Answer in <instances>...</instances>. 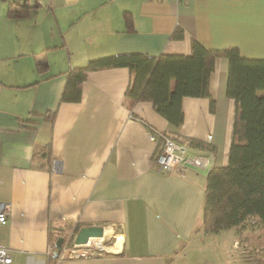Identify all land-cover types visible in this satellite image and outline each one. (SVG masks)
I'll return each mask as SVG.
<instances>
[{"label":"crops","instance_id":"crops-1","mask_svg":"<svg viewBox=\"0 0 264 264\" xmlns=\"http://www.w3.org/2000/svg\"><path fill=\"white\" fill-rule=\"evenodd\" d=\"M11 1L0 0V201L10 204L0 243L13 264H50L58 236L86 225L104 227V249H62L54 264H183L202 232L206 175L229 157L228 59L211 75L214 110L208 98L184 97L179 127L151 101L127 106V67L88 71L79 101L61 100L67 73L112 54H191L195 41L264 58V0H17L29 5L20 17L9 16ZM151 128L200 142L189 145L211 167L161 171ZM49 143L52 161L40 167Z\"/></svg>","mask_w":264,"mask_h":264},{"label":"trees","instance_id":"trees-1","mask_svg":"<svg viewBox=\"0 0 264 264\" xmlns=\"http://www.w3.org/2000/svg\"><path fill=\"white\" fill-rule=\"evenodd\" d=\"M28 7L25 2L13 0L8 14L20 17ZM221 56L228 59L226 94L234 100V122L227 164L211 167L206 175L201 229L207 233L242 227L251 218L264 225V58L246 57L235 46L208 49L198 41L194 42L191 54H112L70 68L61 98L62 101H79L88 71L127 67L131 72L125 93L127 106L151 101L161 115L179 127L184 121V97L208 98L214 110L211 75L216 59ZM54 114L51 113L52 121ZM50 144L42 148L48 160L40 167L52 161ZM188 144L202 147L195 140H188ZM36 156L35 152L34 159ZM53 237L54 232H51ZM72 237L66 236L65 240L68 238L70 242ZM53 253L50 264L56 262L62 250L57 257Z\"/></svg>","mask_w":264,"mask_h":264},{"label":"rangeland","instance_id":"rangeland-1","mask_svg":"<svg viewBox=\"0 0 264 264\" xmlns=\"http://www.w3.org/2000/svg\"><path fill=\"white\" fill-rule=\"evenodd\" d=\"M210 167L209 164L207 168L199 169L205 172ZM197 237L185 251L183 264H264V225L256 218H251L242 227L220 232L207 233L202 229ZM102 240L95 238V241Z\"/></svg>","mask_w":264,"mask_h":264},{"label":"built area","instance_id":"built-area-1","mask_svg":"<svg viewBox=\"0 0 264 264\" xmlns=\"http://www.w3.org/2000/svg\"><path fill=\"white\" fill-rule=\"evenodd\" d=\"M175 1L181 3L184 0ZM151 137L153 140L162 139V149L156 157V164L161 171L183 173L188 166L196 168L208 167L209 157L207 154L195 149L188 143L179 142L157 130H151ZM9 213L10 204L0 201V225L7 223ZM68 241L63 246L64 254L62 255L88 256L95 255L99 250L104 249L103 243L95 241V239L90 240L86 244H76L73 236L71 241ZM79 246L85 247L79 248ZM0 264H13V255L10 248L2 243H0Z\"/></svg>","mask_w":264,"mask_h":264},{"label":"water","instance_id":"water-1","mask_svg":"<svg viewBox=\"0 0 264 264\" xmlns=\"http://www.w3.org/2000/svg\"><path fill=\"white\" fill-rule=\"evenodd\" d=\"M104 236V227L100 225H86L79 228L78 232L74 236V242L76 244H86L91 238L103 237ZM64 236H58L55 241V250L53 253L54 257L59 256V253L63 249L64 245Z\"/></svg>","mask_w":264,"mask_h":264},{"label":"bare ground","instance_id":"bare-ground-1","mask_svg":"<svg viewBox=\"0 0 264 264\" xmlns=\"http://www.w3.org/2000/svg\"><path fill=\"white\" fill-rule=\"evenodd\" d=\"M96 238V237H95Z\"/></svg>","mask_w":264,"mask_h":264}]
</instances>
